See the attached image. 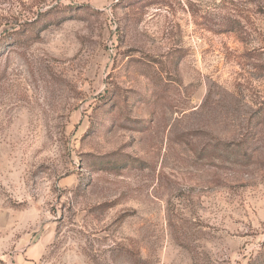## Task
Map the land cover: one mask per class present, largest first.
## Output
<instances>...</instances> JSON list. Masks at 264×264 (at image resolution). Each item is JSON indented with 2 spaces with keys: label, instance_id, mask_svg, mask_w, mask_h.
<instances>
[{
  "label": "rangeland",
  "instance_id": "rangeland-1",
  "mask_svg": "<svg viewBox=\"0 0 264 264\" xmlns=\"http://www.w3.org/2000/svg\"><path fill=\"white\" fill-rule=\"evenodd\" d=\"M0 264H264V0H0Z\"/></svg>",
  "mask_w": 264,
  "mask_h": 264
}]
</instances>
